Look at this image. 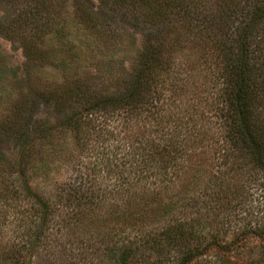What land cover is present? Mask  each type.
I'll list each match as a JSON object with an SVG mask.
<instances>
[{"label":"trees","instance_id":"obj_1","mask_svg":"<svg viewBox=\"0 0 264 264\" xmlns=\"http://www.w3.org/2000/svg\"><path fill=\"white\" fill-rule=\"evenodd\" d=\"M0 26L62 75L14 86L0 57V264H264V0H25Z\"/></svg>","mask_w":264,"mask_h":264},{"label":"rangeland","instance_id":"obj_2","mask_svg":"<svg viewBox=\"0 0 264 264\" xmlns=\"http://www.w3.org/2000/svg\"><path fill=\"white\" fill-rule=\"evenodd\" d=\"M23 2L25 0H0V24H7V21L11 18L15 17L17 8H20L23 6ZM69 3V2H68ZM67 3V5H68ZM65 5L63 11H65V16L63 13H61L60 21L61 24L64 22L68 25L67 31L70 33L73 32L74 35L78 34L82 29V26L79 24H76L75 22L69 23V21H66L67 16L66 12H68L69 8L66 6V2H63ZM63 16V17H62ZM65 17V21L63 18ZM2 27L0 26V57L3 58L4 62L7 64L9 68L15 73L17 76L15 79H11V81L14 83V86H18L21 84L25 85V87L29 86V80L40 77L42 79H45L47 81L51 80H60L61 74L59 70L55 69L52 66L49 65H38L34 68H29L28 64H26L27 59L24 55V52L22 50V47L19 42L15 38H10L7 35H5V30H1ZM124 35H127L129 38H134L137 40V45L140 43L141 35L139 33H136L135 30H130L128 27H123ZM132 56V51L129 50L126 53L122 54V58L125 60V66L128 68ZM46 63V62H44ZM30 77V78H29ZM3 81L0 80V98L3 95V89L5 88ZM36 82V79H35ZM5 104L3 101L0 100V110L4 111ZM42 109V108H40ZM45 112V110H44ZM46 113V112H45ZM48 114H52L48 111Z\"/></svg>","mask_w":264,"mask_h":264}]
</instances>
